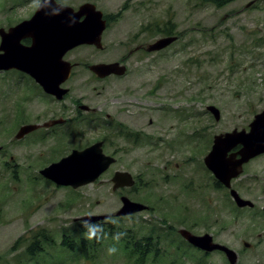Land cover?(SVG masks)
<instances>
[{"label": "rangeland", "instance_id": "obj_1", "mask_svg": "<svg viewBox=\"0 0 264 264\" xmlns=\"http://www.w3.org/2000/svg\"><path fill=\"white\" fill-rule=\"evenodd\" d=\"M59 1L76 7L84 0ZM96 1L103 13L116 17L106 35L109 59L128 54L123 45L133 39L150 44L164 37L163 28L173 27L179 39L148 54L142 64L133 61L131 74L118 85L132 96L133 106L105 111L138 133L136 141L115 138L110 127L37 132L17 141L18 131L7 130L0 120V264H136L115 239L90 253V259L81 249L70 252L62 245L64 235L79 241L77 224L89 213L115 215L122 196L148 206L132 216L111 217L116 229L157 241L159 253L144 264H229L222 253L191 246L179 234L182 229L210 234L237 252V264H264V155L232 182L243 199L255 204L252 210L238 208L204 164L215 136L249 131L264 111V0ZM34 8L24 0H0V23L3 13L19 17ZM113 43L117 46L110 50ZM104 94L102 102L109 103L110 85ZM209 106L219 110V120ZM100 140L106 141L108 155L123 151L95 183L58 187L40 174L73 149ZM116 171L130 172L135 185L113 191ZM38 240L42 251L29 257L27 249ZM112 247L116 252L109 254Z\"/></svg>", "mask_w": 264, "mask_h": 264}, {"label": "water", "instance_id": "obj_2", "mask_svg": "<svg viewBox=\"0 0 264 264\" xmlns=\"http://www.w3.org/2000/svg\"><path fill=\"white\" fill-rule=\"evenodd\" d=\"M40 1V7L35 16L30 21L13 28L7 34L4 46L5 54L0 55V69L32 66L37 69L33 75L45 91L55 94L60 91V85L68 78L71 71V66L63 61L64 55L81 44L100 46L101 35L106 29V21L103 19V12L97 10L93 4H85L78 11H75L69 6L62 5V9L57 7L56 0L51 4L49 0ZM56 12L59 14H54ZM83 17L84 20L81 21ZM26 32H30L34 39V46L28 49L20 47L19 43L20 38L25 36ZM14 39L16 40L15 43ZM177 39L176 36L161 38L150 45L148 51L155 52L166 49ZM119 67L117 63L100 64L94 66L93 70L100 77H107L112 74L124 75L125 67ZM62 91V94L68 92V90ZM207 110L214 115L216 120L220 119V112L217 108L209 106ZM37 128V126L23 127L16 134L15 139L20 140ZM237 147H240V150L232 152ZM263 154L264 111L255 116L249 125V131L236 129L215 136L211 151L204 158V164L215 179L230 190V195L238 207H253L251 201L243 199L232 188V181L241 176L244 164ZM115 163V158L104 153L103 143L98 142L84 150H73L58 162L44 168L40 174L58 187L79 189L95 183ZM111 182L113 191L131 188L136 183L135 178L128 171H116ZM121 202V209L113 215L116 218L128 217L148 210V206L135 202L127 196H122ZM113 216H87L80 221L83 223L85 220H90L89 224H92L105 221ZM179 234L190 245L205 253L219 251L224 253L230 264L238 263L237 252L223 244L214 242L210 234L197 236L185 229L180 230ZM244 245L245 247L250 246L249 243H244Z\"/></svg>", "mask_w": 264, "mask_h": 264}, {"label": "flooded vegetation", "instance_id": "obj_3", "mask_svg": "<svg viewBox=\"0 0 264 264\" xmlns=\"http://www.w3.org/2000/svg\"><path fill=\"white\" fill-rule=\"evenodd\" d=\"M24 1L35 3V0ZM56 2L64 6L72 7L75 11H78V9L85 4H93L96 6L97 10H100L97 6L96 0H84L76 7L63 4L59 0H56ZM253 3L251 2L248 5L251 6ZM37 9L38 8L35 7L32 12H28L27 15L19 17H12V15H17L18 13H3V22L0 23V55L5 54L4 46L7 34L18 25L30 21L35 16ZM103 19L106 21V29L101 35L100 46L96 44H81L64 55L63 61L71 66V71L68 78L60 85V91L55 94L45 91L44 87L33 75V73H35L34 71L37 69H34L32 66L29 67L26 65L24 68L14 67L0 69L1 125H5L9 131L18 132L26 126L38 127L25 137L37 132H91L97 130L104 131L110 127L114 132L115 138H122L126 141L137 140L138 133L130 131L123 122L116 120V117L107 114L105 111L114 108L125 109L133 106V100L131 99L132 96L125 91L119 90L118 87L120 81L131 74L133 70L132 62L134 61V65H137V63L142 64L148 59V54L165 50L163 49L155 52L148 51L150 45L161 38L176 36L179 39V37L177 33H174L175 30L173 27L167 29L163 28L160 29V32L164 37H161L150 44L147 42H139V38L133 39L130 41L131 43L123 45L124 50L129 48L128 54L122 53L115 59H109L107 54L104 53L109 51L106 43V35L107 31L115 28L116 17L111 13H103ZM82 20H84V17L81 18V21ZM168 31H172L173 35H167ZM13 41L14 43L16 42L15 39ZM19 43L20 47L26 49L34 46V39L31 36V33L26 32L25 36L20 38ZM116 46L117 43L111 44L110 50L114 49L113 47ZM35 62L37 63V60ZM114 63L119 64V68L125 67L126 72L124 75L112 74L107 77H100L93 70L94 66ZM109 85L112 97L110 98L109 103L107 101L102 102L103 99H101V96L105 95L104 93L108 91ZM62 90H68V92L62 94ZM59 94L61 96L63 95V97H60ZM128 111V109L125 110V112ZM152 123L153 121H150V124ZM45 136H48V134H45ZM24 138L20 140H23ZM98 142L103 143L104 151L106 141L100 140L95 143ZM95 143L77 150H84ZM153 145L157 144L153 142ZM238 150H240V147H237L232 152H237ZM122 151L123 150L119 148L109 155L115 158L117 162V158ZM263 155L256 158L262 157ZM252 160L243 165V172L241 175H243L244 170ZM219 184L223 186L221 183ZM227 190L230 192L229 189ZM245 208L252 210L255 208V204L253 203V207ZM260 217L264 220V207L262 208Z\"/></svg>", "mask_w": 264, "mask_h": 264}, {"label": "trees", "instance_id": "obj_4", "mask_svg": "<svg viewBox=\"0 0 264 264\" xmlns=\"http://www.w3.org/2000/svg\"><path fill=\"white\" fill-rule=\"evenodd\" d=\"M167 35H173L172 31H168ZM217 185L221 187L219 183H217ZM89 227H91L97 233V236L101 237L99 241L87 240L84 235L87 229L83 228L82 222H80L77 224V230L81 236L79 238V241L76 242L74 239H68L64 235L62 245L70 252H73L77 248H79L81 249L84 258L90 259V253L95 252L94 250L101 246L105 241L113 239V237L117 233H124L125 235H123L119 241H121V243L123 244V248L126 252L127 258H136V264H144L150 255L153 254L154 256H156L159 253V249L156 248L157 241L146 238V236L139 237L132 231L116 229L114 224L105 223L98 225V223H92L89 224ZM101 229H103V232L101 231ZM41 235L38 234L36 237L42 238V240H47L44 235ZM41 251L42 249L39 246L38 240L30 245V247L27 249V254L29 255V257H35Z\"/></svg>", "mask_w": 264, "mask_h": 264}, {"label": "clouds", "instance_id": "obj_5", "mask_svg": "<svg viewBox=\"0 0 264 264\" xmlns=\"http://www.w3.org/2000/svg\"><path fill=\"white\" fill-rule=\"evenodd\" d=\"M52 2H54V0H49V3L51 4ZM35 7L39 8L40 7V0H35ZM57 7L61 8L62 9V5H60L59 3H57ZM54 14H59V12H56ZM89 217H91L93 214L92 213H89L88 214ZM89 221L90 220H85L83 221L82 223V227L87 229V231H85L84 235H85V238L89 241L91 240H97L99 241L101 239V237L97 236V233L91 228L89 227ZM98 225L99 224H105V223H111V224H117V220L115 218H107L105 221L103 222H97ZM101 231L103 232V229H101ZM125 235L124 233H117L113 239H115L116 241H119L121 239V237ZM116 252V248L115 247H112V248H109V254H113Z\"/></svg>", "mask_w": 264, "mask_h": 264}]
</instances>
